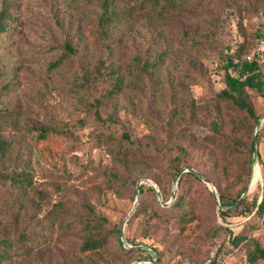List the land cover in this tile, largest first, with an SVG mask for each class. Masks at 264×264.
Listing matches in <instances>:
<instances>
[{
    "label": "trees",
    "instance_id": "obj_1",
    "mask_svg": "<svg viewBox=\"0 0 264 264\" xmlns=\"http://www.w3.org/2000/svg\"><path fill=\"white\" fill-rule=\"evenodd\" d=\"M88 1L87 32L104 55L81 61L77 48L65 43L61 56L50 65L54 69L67 65L68 89L90 117L30 122L22 136L54 149L53 144L66 134L62 130L94 128V147L103 149L110 159L107 168L85 182L98 190L117 191L150 179L167 201L171 182L180 170H187L180 174L168 206L160 205L149 183H139L140 198L127 225L139 221L149 230L143 234L146 240L126 237L132 246L125 248L120 222L111 221L84 194L72 191V177L62 173L59 191L49 188L46 180L40 181L25 169L29 155L16 149L18 139L0 131V264H30L34 259L36 264L153 261L143 248L135 247L140 244L156 253L153 264H161L168 257V247L155 242L153 232L170 224L180 238L189 241L207 220L210 224L198 241L175 247V256L181 257L175 264L201 263L208 258L212 264H227L224 254L239 251L238 262L231 264L264 263V245L253 226L264 218V161H260L262 185L244 194L259 120L249 93L264 96V67L253 55L262 29L255 25L254 35L249 36L245 25L254 17L261 23L258 15L264 13V0ZM11 9V2L0 6V44L10 32ZM209 9L215 12L208 28L200 23L191 28L183 25L180 46L172 51L168 35L162 36L168 25L196 18ZM227 16L242 39L219 47L222 87L214 91L200 57H209L210 45L221 41ZM140 20L156 26L157 33L119 57L116 38H124L125 43L127 31ZM183 50L188 51V62L181 68ZM192 85L202 86L204 93L195 97ZM11 87L8 82L0 86V98L9 95ZM22 110L19 102L1 105L0 124L5 128L15 125ZM133 125L142 126L146 133L136 136ZM263 135L264 122L257 141ZM203 178L215 186L218 208ZM206 200L209 213L205 214ZM232 212L246 219L238 230L227 225ZM221 234L224 237L218 241ZM210 246H215L212 255L207 252Z\"/></svg>",
    "mask_w": 264,
    "mask_h": 264
},
{
    "label": "rangeland",
    "instance_id": "obj_2",
    "mask_svg": "<svg viewBox=\"0 0 264 264\" xmlns=\"http://www.w3.org/2000/svg\"><path fill=\"white\" fill-rule=\"evenodd\" d=\"M3 2L12 3L11 13L13 19L8 24L10 27L8 36L3 38V42L0 44V86L8 82L12 87L9 95H3L0 98V106L6 103L19 102L23 110L15 125L5 128L3 124H0V131L8 137L18 139L16 149L20 147V150L25 151L31 158L29 160V156L27 157L28 161H26L25 169L32 172L34 177L40 181L46 180L49 188L57 190L58 180L62 173L72 177L70 188L72 191L84 194L99 212L107 215L113 222H120L121 228L123 226V240L125 242H123L122 237L121 240L125 248L132 246L126 237L129 239L134 238L135 241L146 240L143 234L148 233V227L139 223V221L127 225L128 219L135 210L140 198L136 185L118 188L117 191H107L103 188L98 190L99 187L92 188L85 184L89 178L96 176L98 170L107 168L110 164L106 152L101 148L94 147L95 144L92 139L94 128L85 126L79 129L62 130L61 132L66 134H63V137L53 144L54 149L53 147L36 145L28 135L22 136L25 125L30 122L45 121L51 123L54 120H74L79 117H90L77 101V96L68 89L65 77L70 69L66 67L67 65H61L55 69L50 65L61 56L65 43L77 48L78 57L81 61L95 60L104 55L101 46L92 42L87 32L89 23L87 15L91 16L90 2L88 0H0V6ZM213 12H215V9H209L196 18L189 17L183 21H175L169 24L168 30L162 33V36L164 34L168 35L166 39H168V46L171 50H178V46H180L179 40L182 34L180 29L183 25L191 28L200 23V25H204L203 28H208L206 24L212 23L210 15ZM262 12L259 11L258 15L261 23H258L257 17L248 19L246 22V32L249 36L254 35V29L257 26L263 29L264 13ZM251 14L252 12H249L247 18ZM226 21L227 24L220 33L221 41L219 43L214 42L209 47L212 54L203 58L200 57L201 53L198 54L200 62L208 71L214 91H218L222 87L221 70L218 63L219 47L221 44H232L235 40L242 39L238 35L232 18L227 16ZM157 31L156 26L140 20L131 30L127 31L125 43L122 42L124 38L122 41H118L116 38L115 45L118 56L124 58L129 48L138 44V42L148 40ZM187 62L188 51L183 50L180 61L181 68H184ZM190 90L195 97L204 93V88L199 85H192ZM249 95L253 100L259 118L264 117V96L254 92L249 93ZM133 126L132 129L136 136L140 135L142 137L146 133L142 126ZM256 149L257 157L253 170L251 166L250 179L247 191L245 190L244 194L254 191L257 185H262L260 161H264V135L259 141H257L256 135ZM255 166L258 167L259 173L254 184L251 185ZM252 171L253 174L251 175ZM174 180L171 182L170 196L167 201L162 200L158 184L154 181L141 179L138 183H148L145 181H150L159 192L156 196L160 205L168 206L173 200L174 194L172 192L176 187ZM216 205V208L220 206L217 203ZM203 208L206 210L205 214L209 213V200L205 201ZM217 221L220 222V219L217 218ZM244 221H246L245 218L232 212L227 225L238 230L242 227ZM204 224L205 226L198 228L195 235L192 236L194 241H198L204 235L205 228L210 224V221L207 220ZM253 226L256 228L254 230L255 234L258 235L264 245V218L254 223ZM152 237L155 242L157 241L168 247V257L161 264H175L181 259L180 256H175V247L194 243L192 239L188 241L180 238L177 229L170 224L153 232ZM223 237L224 235L221 234L217 240L220 241ZM141 247L153 256L154 260H141L138 264L155 263L157 260L156 253L147 246L142 245ZM208 251L212 255L215 246H210ZM241 253L239 251L228 253V255L224 254L226 256L225 262L227 264L238 262ZM188 263L192 262L184 261L181 264ZM30 264H36V260L34 259Z\"/></svg>",
    "mask_w": 264,
    "mask_h": 264
},
{
    "label": "water",
    "instance_id": "obj_3",
    "mask_svg": "<svg viewBox=\"0 0 264 264\" xmlns=\"http://www.w3.org/2000/svg\"><path fill=\"white\" fill-rule=\"evenodd\" d=\"M264 121V117H260L259 120H258V125H257V128L254 132V135H253V142H252V147H251V166H252V170H253V166H254V163H255V160H256V157H257V149H256V135H257V131H258V128L260 127V125L262 124V122ZM187 169H182L180 170V172L177 174L176 176V179L174 180V185H176L177 183V180L180 176V174L183 172V171H186ZM190 171L192 172H195L197 173L195 170L193 169H189ZM198 174V173H197ZM253 174V171L251 173V175ZM145 182H148L150 183V181H145ZM203 182H205L207 184V186L212 190V193H213V197L216 201L217 204H219V200H218V196L216 194V191H215V188L214 186L205 178H203ZM151 184V183H150ZM151 186L155 189L157 195L159 194L158 190L155 188V186L153 184H151ZM136 189H137V193H138V190H139V183L136 185ZM247 191V190H246ZM173 193V192H172ZM121 237H122V240H123V226L121 228ZM123 242H125L123 240ZM135 247H138V248H143L141 246H135ZM133 264H138V262H134Z\"/></svg>",
    "mask_w": 264,
    "mask_h": 264
},
{
    "label": "built area",
    "instance_id": "obj_4",
    "mask_svg": "<svg viewBox=\"0 0 264 264\" xmlns=\"http://www.w3.org/2000/svg\"><path fill=\"white\" fill-rule=\"evenodd\" d=\"M253 55L257 58L261 66L264 67V21H263V29L253 49ZM188 264H212V261L210 258H208L201 263H188Z\"/></svg>",
    "mask_w": 264,
    "mask_h": 264
},
{
    "label": "bare ground",
    "instance_id": "obj_5",
    "mask_svg": "<svg viewBox=\"0 0 264 264\" xmlns=\"http://www.w3.org/2000/svg\"><path fill=\"white\" fill-rule=\"evenodd\" d=\"M258 173H259L258 167L255 166V167H254V174H253V178H252L251 185L254 184V182H255V180H256V176L258 175Z\"/></svg>",
    "mask_w": 264,
    "mask_h": 264
}]
</instances>
